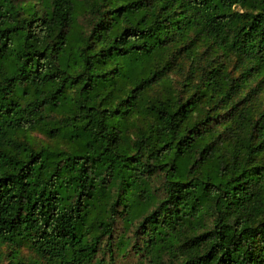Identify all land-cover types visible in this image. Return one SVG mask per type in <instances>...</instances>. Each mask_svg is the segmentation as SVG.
<instances>
[{
	"label": "trees",
	"instance_id": "1",
	"mask_svg": "<svg viewBox=\"0 0 264 264\" xmlns=\"http://www.w3.org/2000/svg\"><path fill=\"white\" fill-rule=\"evenodd\" d=\"M120 218L264 264V0H0V264H112Z\"/></svg>",
	"mask_w": 264,
	"mask_h": 264
},
{
	"label": "rangeland",
	"instance_id": "2",
	"mask_svg": "<svg viewBox=\"0 0 264 264\" xmlns=\"http://www.w3.org/2000/svg\"><path fill=\"white\" fill-rule=\"evenodd\" d=\"M36 139H43L42 136L38 134H33ZM154 187H158V184L155 183ZM134 230V227H131L130 225H125L124 221L120 218L116 221L113 232H112V240L114 242V246L112 247L114 249V254L112 257H109V252L106 250L105 256L103 258L107 260H111L112 264H139V255L136 254L130 247H128V251L126 252H117L115 249V243L119 240V238H129L132 236V231ZM25 257L32 258L34 255L31 251H29L27 248H24L22 250ZM6 261H3L2 264H5Z\"/></svg>",
	"mask_w": 264,
	"mask_h": 264
}]
</instances>
